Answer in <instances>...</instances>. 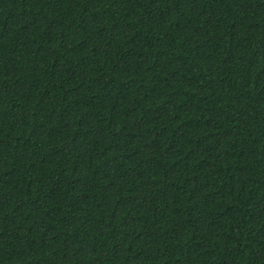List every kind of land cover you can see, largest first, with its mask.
Instances as JSON below:
<instances>
[{
    "label": "trees",
    "instance_id": "16d2710c",
    "mask_svg": "<svg viewBox=\"0 0 264 264\" xmlns=\"http://www.w3.org/2000/svg\"><path fill=\"white\" fill-rule=\"evenodd\" d=\"M0 264H264V0H0Z\"/></svg>",
    "mask_w": 264,
    "mask_h": 264
}]
</instances>
